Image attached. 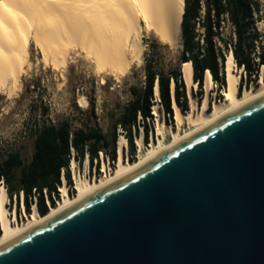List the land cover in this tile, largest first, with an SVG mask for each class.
Wrapping results in <instances>:
<instances>
[{
  "label": "water",
  "instance_id": "1",
  "mask_svg": "<svg viewBox=\"0 0 264 264\" xmlns=\"http://www.w3.org/2000/svg\"><path fill=\"white\" fill-rule=\"evenodd\" d=\"M0 264H264V95L1 245Z\"/></svg>",
  "mask_w": 264,
  "mask_h": 264
},
{
  "label": "bare ground",
  "instance_id": "2",
  "mask_svg": "<svg viewBox=\"0 0 264 264\" xmlns=\"http://www.w3.org/2000/svg\"><path fill=\"white\" fill-rule=\"evenodd\" d=\"M185 0H0V97H13L23 86V75L31 66V47L41 54V60L63 76L75 61L83 58L100 74L121 81L123 77L144 65L146 44L144 32L155 35L174 52L183 47L182 21ZM75 58V59H74ZM235 57L227 54L225 97L216 100L209 108V92L213 76L205 73L207 96L199 103L192 94L194 67L192 62L181 66L183 79L189 89L193 108L184 111L175 96L172 80V107L180 126L187 121L192 128L185 132L175 130L168 122H160L158 141L147 145L141 135L135 138L140 154L137 159H125L127 137L120 133L117 141L118 165L114 172L94 178H83L77 170V160L71 168L76 179V194H70L67 185L61 184V197L49 212L40 214L37 205L28 219L19 222L18 212L8 208L9 194L0 186V246L27 229L53 217L78 203L91 193L136 171L146 161L183 141L231 111L264 95V74L257 86L246 87L239 93L240 75L235 72ZM66 72V73H65ZM19 92V91H18ZM155 97L160 100L159 83ZM81 102L88 105L86 95ZM155 108V107H154ZM156 114L157 111H154ZM169 128L172 139L165 142L160 136Z\"/></svg>",
  "mask_w": 264,
  "mask_h": 264
},
{
  "label": "trees",
  "instance_id": "3",
  "mask_svg": "<svg viewBox=\"0 0 264 264\" xmlns=\"http://www.w3.org/2000/svg\"><path fill=\"white\" fill-rule=\"evenodd\" d=\"M225 20L230 21L234 27V41L228 40L224 35ZM263 20L264 5L261 0H185L180 60L181 65L192 62L194 81L200 88L201 96L207 70L211 72L220 91L227 86L225 69L227 52L230 51L234 54L237 66L244 69L247 83L253 76L255 80L258 78L262 66L264 67V33L257 23ZM145 77L144 89L141 91L136 87L132 88L135 98L123 106L108 131L94 121V109L86 111L87 117L79 125L70 118L58 123L36 121L35 151L31 160L26 162L20 151H14L0 162V182L4 181L11 201L16 195L19 213L23 192L28 212H31L33 203H36L39 213L47 214L50 208L44 189L47 190L52 205H55L53 194L60 197L58 186L63 184L62 171L71 193L74 194L69 168L72 159L81 164L88 155L90 167L93 168L97 161L96 166L100 169L102 151L106 158L115 162L118 154V126L122 127L128 139L130 157L135 159V134L140 129L139 114L146 142L149 141L150 131H153V106L156 102L154 89L157 81L161 104L169 120L173 121L174 117L172 80L175 81L177 102L183 109L189 108L188 88L181 68L167 73L147 60ZM241 87L240 85L239 90ZM34 196L37 197L36 202Z\"/></svg>",
  "mask_w": 264,
  "mask_h": 264
},
{
  "label": "rangeland",
  "instance_id": "4",
  "mask_svg": "<svg viewBox=\"0 0 264 264\" xmlns=\"http://www.w3.org/2000/svg\"><path fill=\"white\" fill-rule=\"evenodd\" d=\"M261 2L264 5V0H261ZM257 26L264 33V20L258 22ZM223 31L228 40L234 41V28L230 21L225 20V22H223ZM144 42L146 48L143 67L139 69L134 68L132 73L123 77L121 81H117L112 76H107L105 82H103L102 76L96 73L92 65L80 57L74 58L75 61L71 63V66L66 70L67 73L65 72L66 74L63 76L60 71H55L42 62L41 54L33 44L30 55L32 67L23 75L24 83L22 88L18 90L19 92L16 91L18 94H14L13 97L8 98L6 95L0 97V162L8 153L14 151H20L26 162L31 160L35 151L36 121L40 123H58L62 119L70 118L75 124L79 125L81 121L87 117L86 111L94 109V121L105 131L110 130L116 116L122 111L123 106L135 98V95L132 93V88L136 87L141 91L144 89L146 79L145 65L147 60L152 61L157 69L167 73L176 71L182 66L180 60L182 48L176 53L170 49L168 45L162 44L155 35L149 34L146 31L144 32ZM258 49L261 50L260 47H258ZM227 54H229V52H227ZM235 72L240 75L239 87L240 85L242 86L241 90H239L240 93L243 92L246 87L258 85L264 74V67L262 66L258 78L255 80L253 76L252 80L248 81V83L246 82L244 69L239 68L236 63ZM226 89L227 86L220 91L213 78V86L208 95L209 108H212L216 100L224 99ZM83 94L86 95L89 100L88 105L83 104L80 100ZM192 94L197 98L199 103H202L203 99L207 96L206 81L204 80L202 96L197 83L194 84ZM155 101L153 113L154 111H157V113H154L155 122L153 131L149 133V141H145L147 145L158 141V127L160 122H168L173 129H179L180 132H185L192 128V125L187 121L179 126L175 119V113L173 121L169 120L163 110L161 99H155ZM192 108V100L189 96V108L182 109L188 111ZM138 123L140 129L139 132L135 134V138L142 133L144 137L141 118L138 120ZM160 136L162 138L164 137L163 140L165 142H170L172 139L169 128H166L164 135L161 134ZM135 145L137 148L135 159H137L140 151L136 141ZM125 159H132L129 153V145L125 148ZM117 165L118 154L115 163L104 156V163L101 161L100 168L105 166L108 172L111 166L112 172H114ZM70 170L73 178L74 171L72 168H70ZM77 170L83 178L89 177L86 158L81 164L78 163ZM90 172V178H93L92 167H90ZM99 172L100 169H98L97 176H101ZM1 184L2 181L0 182V186ZM76 192L77 190L75 189L74 194H76ZM7 205L11 206L10 209H12V212L15 211V207H17L16 202L14 200L11 201L10 198ZM32 211H34L33 205L31 212ZM17 212L19 222L26 221L28 219V214H31V212L27 211L22 199L20 201L21 213H19L18 209Z\"/></svg>",
  "mask_w": 264,
  "mask_h": 264
},
{
  "label": "built area",
  "instance_id": "5",
  "mask_svg": "<svg viewBox=\"0 0 264 264\" xmlns=\"http://www.w3.org/2000/svg\"><path fill=\"white\" fill-rule=\"evenodd\" d=\"M233 28H234V27H233ZM234 35H235V33H234ZM234 38H235V36H234ZM234 40H235V39H234ZM140 118H142V117H141V115L139 114V116H138V120H139ZM134 129H135V128H134ZM118 131H119V132H118L119 134H120V133H123V134H124V131H123V129H122L121 126H118ZM73 153H74V151H73ZM86 159H87V171H88V175H89V178H90V177H91V172H90V166H89V158H88V155H86ZM100 159H101V161L104 163V153H103L102 151H100ZM108 160H109V158H108ZM108 162H109V161H108ZM96 163H97V161H95V166L93 167V178L96 177V176L98 175V168H97V166H96ZM113 163H115V162H113ZM70 168H71V166H70ZM111 172H112V167L110 166L109 169H108V173L110 174ZM106 173H107V170H106L105 166L102 167V168H100L99 175L106 174ZM62 181H63V184H64V185H67L69 192H71V190H70V186L68 185V183H67V181H66V179H65V177H64V171H62ZM2 183L4 184V181H2ZM4 185H5V184H4ZM59 188H60V186H58V190H59ZM73 188L76 189V179H75V174H73ZM44 194L46 195L47 203H48L49 208H50L51 205H52V202H51L50 198L48 197V193H47V190H46V189H44ZM72 194H73V193H72ZM59 195H60V197H61V191H60V190H59ZM53 197L55 198L56 203H57V202L59 201V199H60V197H59V198L56 197L55 194H53ZM21 198L23 199V192L21 193ZM34 199H35V202H36L37 197L34 196ZM14 201L16 202V195L14 196ZM35 204H36V203H35ZM36 205H37V204H36ZM33 206H34V205H33Z\"/></svg>",
  "mask_w": 264,
  "mask_h": 264
},
{
  "label": "clouds",
  "instance_id": "6",
  "mask_svg": "<svg viewBox=\"0 0 264 264\" xmlns=\"http://www.w3.org/2000/svg\"><path fill=\"white\" fill-rule=\"evenodd\" d=\"M22 199V198H21ZM22 201L24 202V195H23V199H22Z\"/></svg>",
  "mask_w": 264,
  "mask_h": 264
}]
</instances>
